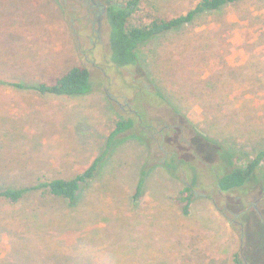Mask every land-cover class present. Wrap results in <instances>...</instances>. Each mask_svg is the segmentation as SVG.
<instances>
[{"label": "rangeland", "instance_id": "obj_1", "mask_svg": "<svg viewBox=\"0 0 264 264\" xmlns=\"http://www.w3.org/2000/svg\"><path fill=\"white\" fill-rule=\"evenodd\" d=\"M198 1L149 3L169 17ZM110 7L120 4L0 0L1 189L72 178L103 156L74 204L0 200V264H264V163L243 188L216 189L217 175L264 149V0L201 17L128 68L110 58ZM76 66L90 71L92 94L29 89ZM124 119L135 127L114 140ZM167 152L201 175L188 217L175 204L183 182L162 167Z\"/></svg>", "mask_w": 264, "mask_h": 264}, {"label": "trees", "instance_id": "obj_2", "mask_svg": "<svg viewBox=\"0 0 264 264\" xmlns=\"http://www.w3.org/2000/svg\"><path fill=\"white\" fill-rule=\"evenodd\" d=\"M240 1L242 0H199L186 14L168 17L160 14L157 5L155 3L150 4V0H117L120 8L110 7L106 13L110 27L111 61L117 68L142 66L144 64L142 52L145 47L154 44L169 34L184 31L201 17L219 13ZM8 85L13 88H26L24 84L16 82H9ZM29 89L41 95L77 98L92 94L94 85L91 81L90 71L85 67L76 66L50 83H39L34 87H29ZM176 100L171 97L168 102L172 104ZM172 105L176 112L179 111L178 106ZM134 127L135 122L132 119L119 120L115 123L112 137L115 140L120 135L130 132ZM157 145L159 148L156 149L163 151V144L157 143ZM154 147L155 145H152L151 149H154ZM220 156H224V159L228 158L223 152L220 153ZM102 159L103 156L97 158L86 171L72 178H53L40 181L34 186L21 188L7 187L1 189L0 187V200L14 205L24 201L31 195L39 194L45 202L53 199L54 201L74 204L80 200L83 186L96 176ZM163 159L162 167L176 174L184 184V188L178 193L175 204L182 208V214L188 217L191 215L192 204L196 198L201 175L194 174L196 167L175 152L165 153ZM263 163L264 149H261L245 168L217 175V192L230 193L243 188ZM187 174L189 175L186 180ZM145 176L146 173L137 183L135 199H139L144 195L147 182Z\"/></svg>", "mask_w": 264, "mask_h": 264}]
</instances>
